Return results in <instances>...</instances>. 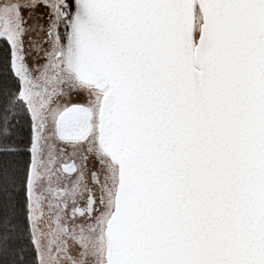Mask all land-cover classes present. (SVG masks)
<instances>
[{
  "label": "snow or ice",
  "instance_id": "snow-or-ice-1",
  "mask_svg": "<svg viewBox=\"0 0 264 264\" xmlns=\"http://www.w3.org/2000/svg\"><path fill=\"white\" fill-rule=\"evenodd\" d=\"M0 264H264V0H0Z\"/></svg>",
  "mask_w": 264,
  "mask_h": 264
}]
</instances>
